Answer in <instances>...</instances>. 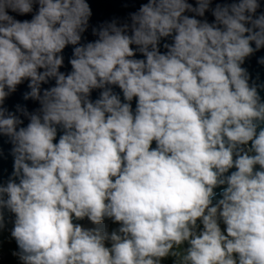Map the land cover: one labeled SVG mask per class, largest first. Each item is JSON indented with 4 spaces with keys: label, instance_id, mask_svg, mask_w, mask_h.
Listing matches in <instances>:
<instances>
[{
    "label": "clouds",
    "instance_id": "1",
    "mask_svg": "<svg viewBox=\"0 0 264 264\" xmlns=\"http://www.w3.org/2000/svg\"><path fill=\"white\" fill-rule=\"evenodd\" d=\"M35 3L31 21L8 14H29ZM197 3L149 0L131 17L133 35L112 23L79 46L92 15L86 0H0V105L25 79V99L42 105L38 114L22 110L30 123L19 130L22 121L0 106L19 178L0 186V228L7 208L23 264H160L169 255L179 264H264V170L254 172L264 169V102L241 67L264 47V15L253 18L258 0H239L217 5L209 24L184 15L203 16L211 0ZM173 33L161 54V38ZM69 44L73 71L64 75L59 54ZM133 44L146 60L130 59ZM50 78L56 86L41 95ZM93 89H104L95 103ZM57 125L64 134L54 144ZM73 215L122 226L86 230ZM184 242L185 253L173 251Z\"/></svg>",
    "mask_w": 264,
    "mask_h": 264
},
{
    "label": "water",
    "instance_id": "2",
    "mask_svg": "<svg viewBox=\"0 0 264 264\" xmlns=\"http://www.w3.org/2000/svg\"><path fill=\"white\" fill-rule=\"evenodd\" d=\"M89 4L91 9V17L89 19V25L87 30L81 34V41L79 46L86 45L88 43H94L96 40L99 39L98 35L94 34L98 32L101 28L105 27L108 24L115 23L118 27H123L124 25L129 26V30L126 33L127 35H133L131 31L132 25V15L138 13L141 6L149 3V0H86ZM187 3L191 4L193 8L198 7L197 0H186ZM239 0H211L209 5V9L204 13L203 16H198L194 12L186 11L184 15L195 18L201 22H208L209 24H216L215 16L213 15V11L217 7V5H231L233 3H238ZM259 8L257 9L256 13L253 15V18H256L260 15H264V0H258ZM39 4L35 3L33 5V11L29 14L20 15L19 13L12 12L10 9L8 10V14L11 15L14 19L18 21H31L38 13ZM223 27V26H220ZM246 27H251V24H246ZM258 31V29H257ZM174 35L161 38L158 48L161 54H167L168 49L164 47L165 44H173L174 43ZM74 47L73 45H68L66 48L60 53L59 55L63 56V65L59 69V71L64 74H70L73 69L70 63V60L74 58ZM133 49L135 55L130 59H137V60H146V56H144L139 50L137 45H130ZM251 47L255 50L256 45L252 42ZM151 50V48L149 49ZM264 60V47L255 50L253 54L249 57L245 58L244 63L241 65L244 68L249 76V86H255L257 88L258 95L261 99V102H264V63L260 61ZM39 71L43 72V69ZM30 79H25L20 85L17 86L16 91L10 93L3 104L0 105L8 113L15 114L22 123L17 126V130L23 127L26 128L30 123L29 116L23 114L22 110H26L29 115L31 114H38L42 108V105L38 100L35 99H25V93L31 91L29 88ZM56 86V80L54 78H50L47 83L41 84V95H43L44 90L51 89L52 87ZM108 88L112 90V92L120 97L121 103H129L125 100L124 94L122 89L119 88L118 85H108ZM7 91V89H6ZM104 89H93L91 90L89 99L95 103L96 100L101 98V93ZM138 103V97H134L133 100L130 102L131 109L133 115H135L136 108ZM57 136L54 139L53 143L58 144L60 137L64 134V129L62 126L57 125ZM261 129H264V123H260L259 127L257 128V134ZM14 145L11 142V138L0 134V186H6L10 180H15L16 183H19V178L14 176V155L13 153ZM244 147L245 151H248L252 147V142L250 141L247 145L242 146ZM157 143L153 141L150 150L156 149ZM251 155H255L254 152L250 153ZM237 157L234 156V160ZM235 167L229 169V171L225 174V176H230L233 172L237 171ZM259 165L254 167L255 171H261ZM115 178H113V181ZM227 185H221L214 188L215 196L212 198V206H215L220 199H222V193ZM6 198V197H5ZM3 212V224L4 226L0 228V232L3 233H10L12 232L15 224L16 216L7 208L2 210ZM222 220V219H221ZM73 224L80 225L83 229L92 230L96 228H101L102 230L105 229V224L107 222L103 221L102 224L96 225L94 224L89 218L85 217L83 219H77L73 215ZM111 234V231H110ZM238 255V254H235Z\"/></svg>",
    "mask_w": 264,
    "mask_h": 264
},
{
    "label": "trees",
    "instance_id": "3",
    "mask_svg": "<svg viewBox=\"0 0 264 264\" xmlns=\"http://www.w3.org/2000/svg\"><path fill=\"white\" fill-rule=\"evenodd\" d=\"M108 219V217H105L103 221ZM112 221L110 222L109 229L112 232H118L119 228L122 226L120 223L115 222L112 218H110ZM218 224L221 231H226L227 226L223 223V220H219ZM197 232L203 231V224L201 220L197 221ZM112 245V243L110 244ZM20 252L19 246L15 240V238L12 237L10 233H2L0 235V254L2 255V260L0 261V264H23V262L20 260L18 253ZM167 264V263H163Z\"/></svg>",
    "mask_w": 264,
    "mask_h": 264
},
{
    "label": "rangeland",
    "instance_id": "4",
    "mask_svg": "<svg viewBox=\"0 0 264 264\" xmlns=\"http://www.w3.org/2000/svg\"><path fill=\"white\" fill-rule=\"evenodd\" d=\"M109 219V218H108ZM108 219L105 220V222L108 221ZM200 220V219H198ZM197 220V221H198ZM220 225V224H219ZM223 234L227 235V232L225 231H221ZM3 232H0V235L2 234ZM200 232H197V234H199ZM112 242L109 240V241H105V247H108V248H111L112 245H110ZM190 247V245L188 244V242H184L181 246H179V248H175L173 249V251H178L180 252L181 254L185 253L187 248ZM179 257H176V256H172V255H169L168 257L166 258H162L161 261H160V264H163L164 262L167 263V264H179ZM237 259H238V255H237ZM2 260V255L0 254V261Z\"/></svg>",
    "mask_w": 264,
    "mask_h": 264
},
{
    "label": "bare ground",
    "instance_id": "5",
    "mask_svg": "<svg viewBox=\"0 0 264 264\" xmlns=\"http://www.w3.org/2000/svg\"><path fill=\"white\" fill-rule=\"evenodd\" d=\"M106 226H105V229H104V231H106V232H108L109 234H110V229H109V226H108V224H105Z\"/></svg>",
    "mask_w": 264,
    "mask_h": 264
},
{
    "label": "built area",
    "instance_id": "6",
    "mask_svg": "<svg viewBox=\"0 0 264 264\" xmlns=\"http://www.w3.org/2000/svg\"><path fill=\"white\" fill-rule=\"evenodd\" d=\"M111 221H112V220L109 218L108 221H107L108 226L110 225V222H111Z\"/></svg>",
    "mask_w": 264,
    "mask_h": 264
}]
</instances>
